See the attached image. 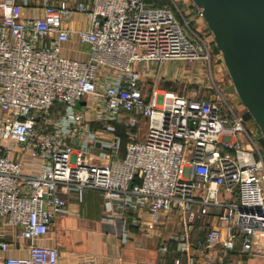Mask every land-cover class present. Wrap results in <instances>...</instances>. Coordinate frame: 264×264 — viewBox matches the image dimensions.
<instances>
[{"label":"built area","instance_id":"built-area-1","mask_svg":"<svg viewBox=\"0 0 264 264\" xmlns=\"http://www.w3.org/2000/svg\"><path fill=\"white\" fill-rule=\"evenodd\" d=\"M42 1L41 16L22 18L21 3L0 0V215L34 240L66 211V195L92 188L104 193L106 220L119 218L123 228L128 211L149 214L150 231L172 215L186 229L213 214L203 239L193 241L186 230L173 235L186 264H225L238 246L264 258V155L244 116L218 88L199 96L146 84L165 78L162 66L171 61L211 64V46L193 25L205 19L203 9L193 0L186 12L175 0ZM75 12L89 23L79 31L91 49L86 61L61 55ZM81 101H92L103 130L92 127ZM122 113L124 136L115 125ZM12 152L40 158L39 173L25 172ZM2 264L61 263L56 247L31 244L28 257Z\"/></svg>","mask_w":264,"mask_h":264},{"label":"crops","instance_id":"crops-1","mask_svg":"<svg viewBox=\"0 0 264 264\" xmlns=\"http://www.w3.org/2000/svg\"><path fill=\"white\" fill-rule=\"evenodd\" d=\"M15 1L23 5L22 18L38 17L43 13L42 0ZM190 3L192 1L186 6ZM205 24H207L206 21L194 18L193 25L199 27L200 30L205 28L204 30L209 33L207 37L212 45L210 46L213 57L216 56L217 58L215 68L219 72L222 63L220 61L221 51L213 42L214 36L211 35L212 31L208 24L206 26ZM65 26L71 30L72 35L68 41L62 43L61 55L81 61L88 60L91 53L90 46L82 43L79 39V31L89 27L87 16L75 12L73 17L65 23ZM191 64L182 61L165 63L161 73L165 78H148L146 81H149V84H146L148 88L154 85L158 91L165 93L187 94L194 90L199 94L198 90L203 83L200 76L202 73H194L191 70ZM199 64L202 65L203 63ZM91 102L88 101L85 105L79 104V106L85 111V117L92 127L103 130L104 124L96 121L94 106ZM126 117L117 120L115 122L116 127L117 123H123ZM245 120L250 124L253 118ZM145 128H140V137L144 135ZM249 128L251 129V127ZM117 133L124 136V133H120L118 129ZM126 143H123L121 157L125 155ZM10 156L13 160L21 163L25 172L39 173L42 165L40 158L21 152H12ZM65 197L68 200L66 211L56 215L48 233L34 240H27L20 236L19 228L11 225L5 216L0 215V234L2 235L0 240L7 242L8 245L5 250L0 247V264L8 257H28L31 244L56 247L59 251L61 264L77 263L87 259L107 260L119 264H175L177 258L180 259L181 264H186L187 256L185 253L175 251L176 245L172 240L173 235L186 230L193 241L203 239L214 222V215L212 214L205 220L185 229L178 223L175 215H172L168 220L160 221L155 229L150 231L145 225L151 220L149 214L142 211H128L126 213L128 216L127 227L123 228L119 218L115 221L106 220L111 211L106 206V199L101 190L85 188L73 191ZM124 230L128 233L126 240L123 239ZM163 245L169 246L168 251L162 250ZM240 247L238 246V249L224 259L225 264H239L236 261L237 257L248 258L246 254L240 251ZM259 261L264 264V258H259Z\"/></svg>","mask_w":264,"mask_h":264},{"label":"water","instance_id":"water-1","mask_svg":"<svg viewBox=\"0 0 264 264\" xmlns=\"http://www.w3.org/2000/svg\"><path fill=\"white\" fill-rule=\"evenodd\" d=\"M193 1L203 9L239 98L264 138V0Z\"/></svg>","mask_w":264,"mask_h":264},{"label":"rangeland","instance_id":"rangeland-1","mask_svg":"<svg viewBox=\"0 0 264 264\" xmlns=\"http://www.w3.org/2000/svg\"><path fill=\"white\" fill-rule=\"evenodd\" d=\"M175 1L178 4V6L184 12H186V10H187L186 4L191 2L192 0H175ZM202 21H206V20L202 19ZM206 25L207 24H205V26ZM204 29L202 30L203 35L206 38L207 42L211 45V43L209 42L208 37H207V36H209V33L207 30H204ZM211 35H213V32ZM213 42L215 43L214 38H213ZM215 45H216V43H215ZM216 47H217V45H216ZM220 55H221L220 61L222 63H221V71H219V72L216 71V68H215L216 62L215 61L217 58H216V56L213 57V54H212L211 64H209L206 61L204 62L202 60L192 62V64H191V62H189L191 64L190 65V67L192 68L191 70H193L194 73H196V72L202 73V75L200 74V76H201L203 83H202V86L198 90L199 91L198 95L199 96L214 95L215 89L218 88L221 91V93L223 94V96L226 98L228 103L232 106V108L237 113L243 115L247 111V108L239 98V95H238L236 88L233 84V81L230 77L229 71L225 65L223 53L220 52ZM199 63H203V64L201 65ZM196 68H197V71H196ZM146 83L149 84V81H146ZM245 125L247 128L251 127V129L254 131V134H255V137L257 140V144L261 148L262 153L264 155V138H263V134L261 132V129H260L258 123L253 118V120L250 122V124L247 122V120H245ZM145 126H146V124H145V122H143L141 124V129L145 128ZM145 129H144V131H145ZM259 258H261V257H257V256L256 257H248L247 259H244L242 257H237L236 261L239 264H262L261 261H259ZM240 261H241V263H240Z\"/></svg>","mask_w":264,"mask_h":264},{"label":"trees","instance_id":"trees-1","mask_svg":"<svg viewBox=\"0 0 264 264\" xmlns=\"http://www.w3.org/2000/svg\"><path fill=\"white\" fill-rule=\"evenodd\" d=\"M148 2L149 3H151V4H154V5H158V6H167V5H170L171 3H170V0H148ZM127 114H125V113H122V117H121V119H124V117L126 116ZM244 118L245 119H249V118H252V116L250 115V113L248 112V111H246L245 113H244ZM123 122V121H122ZM117 129H118V131L120 132V133H124V130H125V128H124V124L123 123H121V122H119V123H117ZM123 143L125 144L126 143V141H127V139L125 138V137H123Z\"/></svg>","mask_w":264,"mask_h":264}]
</instances>
